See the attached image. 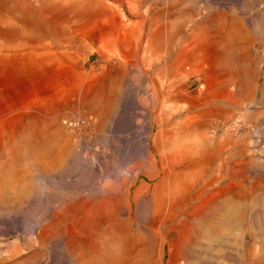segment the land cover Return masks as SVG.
<instances>
[{
	"label": "rangeland",
	"instance_id": "1",
	"mask_svg": "<svg viewBox=\"0 0 264 264\" xmlns=\"http://www.w3.org/2000/svg\"><path fill=\"white\" fill-rule=\"evenodd\" d=\"M157 94L170 132L158 168L200 131L206 161L216 146L224 150L221 168L187 171L203 189L182 185L164 201L216 200L214 232L234 242L238 258L244 236L264 256V0H0V208L24 207L19 221L0 225V264L28 260L31 250L10 255L26 242L28 219L68 189L95 194L107 176L142 173L132 133L146 125ZM24 135L44 144L43 164L62 170L28 175L7 166L6 150ZM250 183L255 197L236 195Z\"/></svg>",
	"mask_w": 264,
	"mask_h": 264
},
{
	"label": "bare ground",
	"instance_id": "2",
	"mask_svg": "<svg viewBox=\"0 0 264 264\" xmlns=\"http://www.w3.org/2000/svg\"><path fill=\"white\" fill-rule=\"evenodd\" d=\"M156 97L155 110L144 115L146 125L132 133L146 160V165H139L142 173L118 179L107 176L95 194L68 189L69 194L64 198L28 219L24 227L26 242L16 243L11 256L25 257L28 252L23 249L31 250L28 260L22 264H42L46 258L53 264H223V260L232 264H264V256L249 245L252 237L240 239L242 256L238 258L233 253L234 242L223 240L219 230L214 232L216 228L211 224L216 219V200L202 202L200 197L188 194L180 200L171 196L168 202L164 201L167 192H184L182 185L203 189L198 183L194 185L196 181L189 179L187 171L200 168L205 173L212 167L221 168L224 150L222 145L216 146L215 153L206 161L208 136L200 131L190 137L191 143L179 149L178 158L172 152L158 168L157 158L164 159L170 132L164 130L166 121H163L169 114L159 109L162 97L159 94ZM154 130L161 139L151 144ZM44 148L43 143L24 135L6 150L5 163L25 166L28 175L62 170L55 164L51 168L41 162L45 157ZM63 161L62 165L69 163ZM71 162L66 171L71 168ZM255 193L256 186L250 183L247 192L236 195L248 200ZM23 208L21 204L0 208V225L6 226L9 219L19 221ZM244 211L247 214L249 210ZM207 231L212 237L205 240Z\"/></svg>",
	"mask_w": 264,
	"mask_h": 264
},
{
	"label": "built area",
	"instance_id": "3",
	"mask_svg": "<svg viewBox=\"0 0 264 264\" xmlns=\"http://www.w3.org/2000/svg\"><path fill=\"white\" fill-rule=\"evenodd\" d=\"M83 125H85L84 120H81V121H70L68 123V127L70 129H78V128H81Z\"/></svg>",
	"mask_w": 264,
	"mask_h": 264
}]
</instances>
